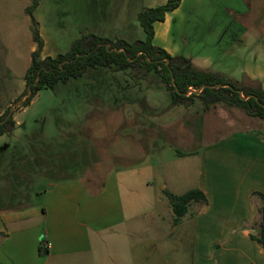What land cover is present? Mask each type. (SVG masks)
<instances>
[{"label":"crops","instance_id":"1","mask_svg":"<svg viewBox=\"0 0 264 264\" xmlns=\"http://www.w3.org/2000/svg\"><path fill=\"white\" fill-rule=\"evenodd\" d=\"M20 1L24 0H1L0 10L11 9L17 22L13 8ZM29 2L26 14L33 5ZM166 2L37 0L33 14L44 41L41 57L67 52L88 33L143 40L139 13ZM27 16L30 61L22 68L15 66L22 78L17 82L1 71L0 97L11 90V82L15 89L0 99V116L25 90V74L37 49ZM108 26L113 33L105 31ZM153 27L154 45L169 54L183 53L198 67L238 80L246 75L264 88V0H181L165 21H156ZM248 42L258 44L262 56L258 60L232 49ZM0 60L4 67L2 51ZM26 108L13 114L16 127L21 125L17 114ZM12 133L1 135L0 142ZM2 149L0 155L11 157L7 166L25 175L26 162L35 158L23 159L20 147L5 144ZM84 181L73 177L51 183L33 205L25 201V183L17 194L9 188L4 193L6 187L1 185L0 264H264V247L251 237L259 235L264 205L255 194H264V130L233 131L196 151L177 153L160 167L153 168L147 158L110 172L100 184L89 177ZM193 188L202 190L208 202H191L175 222L164 191L181 195ZM43 241L49 244L44 255Z\"/></svg>","mask_w":264,"mask_h":264},{"label":"rangeland","instance_id":"2","mask_svg":"<svg viewBox=\"0 0 264 264\" xmlns=\"http://www.w3.org/2000/svg\"><path fill=\"white\" fill-rule=\"evenodd\" d=\"M34 1L14 4L17 22L11 9L0 10V51L5 57L0 73L13 75L16 82L22 80L19 69L30 61L27 53L31 40L26 35V24L31 21L24 7L26 2ZM105 31L114 30L108 26ZM232 49L253 60L262 57L258 44L237 43ZM160 80V75L138 77L131 69L96 67L88 68L80 78L59 82L54 90H42L17 114L21 125L0 142V152L5 144L20 147L23 159L36 158L39 165L28 173L29 165H33L27 161L23 175L14 172L17 167L7 166L11 157L0 155V186L5 185L4 193L14 189L13 182L19 177L26 184L25 201L33 205L39 201L40 192L57 181L73 177L84 181L89 177L96 185L104 182L110 172L139 165L147 158L153 168L160 167L171 163L177 153L196 151L230 132L264 130L263 119L241 108L218 105L206 109L199 98L190 106L178 105ZM9 86L11 90L1 94L2 101L15 89L14 82Z\"/></svg>","mask_w":264,"mask_h":264},{"label":"trees","instance_id":"3","mask_svg":"<svg viewBox=\"0 0 264 264\" xmlns=\"http://www.w3.org/2000/svg\"><path fill=\"white\" fill-rule=\"evenodd\" d=\"M180 4L181 0H167L163 5L140 12L138 20L146 34L143 40L128 42L124 39L113 40L88 33L76 39L67 52L55 57L42 58L41 51L44 41L40 36L39 24L33 14L37 5L35 0L26 11L32 20L33 40L37 43V49L32 53L31 64L25 74L26 88L15 102L25 96L22 107H27L39 91L54 90L59 82L65 83L71 78H80L88 68L115 66L118 69H131L138 77L154 78L155 75H160L161 83L168 87L173 101L178 105L190 106L195 98H199L206 109L218 105L227 108H241L250 116L264 120V88L259 81L252 80L246 75L238 80L222 72L198 67L191 57L183 53L173 56L164 48L154 45V22L165 21L166 15L177 9ZM218 85L221 86L218 87ZM202 86L205 87L199 94H196L194 91ZM190 89L193 92L190 93ZM22 107L15 108L13 114L15 110ZM9 108L10 106L0 116V121L7 116ZM15 128L16 122L12 115L0 125V136L12 133ZM33 163L35 166L39 165L36 158L32 162L34 166ZM17 169L14 172H17ZM31 170H28V173H31ZM24 183L25 181L17 177L13 182L14 189L9 190L17 194L18 188H21ZM164 192L175 214V222L187 213L191 202L203 204L208 202L205 193L197 188L190 189L181 195H175L168 190ZM255 194L264 202L263 193ZM260 212L262 219L259 224V235L251 237L264 247V205ZM45 242L43 241L40 246V253L43 255L48 252L43 246Z\"/></svg>","mask_w":264,"mask_h":264},{"label":"water","instance_id":"4","mask_svg":"<svg viewBox=\"0 0 264 264\" xmlns=\"http://www.w3.org/2000/svg\"><path fill=\"white\" fill-rule=\"evenodd\" d=\"M220 86H221V85H218V87H220ZM204 87H205V86H202L199 90L194 91V92H195L196 94H199V93L201 92V90H202ZM226 87H227V85H226ZM189 92L191 93V92H193V90L190 89ZM24 99H25V96H22L21 99H20L19 101L14 102V103L10 106V108H9V112H8L7 116H6L3 120L0 121V125L4 124V123L9 119V117L13 115V112H14V109H15V108H18V107H22V106H23ZM244 99H246V98H244Z\"/></svg>","mask_w":264,"mask_h":264},{"label":"built area","instance_id":"5","mask_svg":"<svg viewBox=\"0 0 264 264\" xmlns=\"http://www.w3.org/2000/svg\"><path fill=\"white\" fill-rule=\"evenodd\" d=\"M43 246H44L45 248H48V247H49V244H48L47 242H45V243L43 244Z\"/></svg>","mask_w":264,"mask_h":264}]
</instances>
